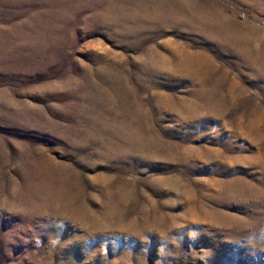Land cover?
<instances>
[{
	"label": "rangeland",
	"instance_id": "374dc122",
	"mask_svg": "<svg viewBox=\"0 0 264 264\" xmlns=\"http://www.w3.org/2000/svg\"><path fill=\"white\" fill-rule=\"evenodd\" d=\"M264 0H0V264H264Z\"/></svg>",
	"mask_w": 264,
	"mask_h": 264
},
{
	"label": "bare ground",
	"instance_id": "6f19581e",
	"mask_svg": "<svg viewBox=\"0 0 264 264\" xmlns=\"http://www.w3.org/2000/svg\"><path fill=\"white\" fill-rule=\"evenodd\" d=\"M261 71H263V70H261ZM264 72V71H263Z\"/></svg>",
	"mask_w": 264,
	"mask_h": 264
}]
</instances>
